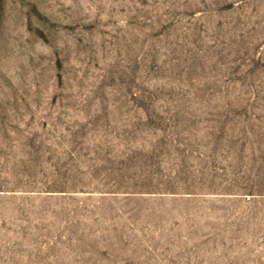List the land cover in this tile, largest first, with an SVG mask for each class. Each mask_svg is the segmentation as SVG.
Instances as JSON below:
<instances>
[{
  "label": "rangeland",
  "instance_id": "rangeland-1",
  "mask_svg": "<svg viewBox=\"0 0 264 264\" xmlns=\"http://www.w3.org/2000/svg\"><path fill=\"white\" fill-rule=\"evenodd\" d=\"M0 264H264V0H0Z\"/></svg>",
  "mask_w": 264,
  "mask_h": 264
}]
</instances>
